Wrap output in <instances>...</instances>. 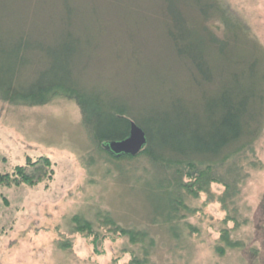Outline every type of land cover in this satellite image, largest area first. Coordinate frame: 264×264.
Returning a JSON list of instances; mask_svg holds the SVG:
<instances>
[{"label":"rangeland","instance_id":"rangeland-1","mask_svg":"<svg viewBox=\"0 0 264 264\" xmlns=\"http://www.w3.org/2000/svg\"><path fill=\"white\" fill-rule=\"evenodd\" d=\"M70 1L78 8L73 31L84 44L75 76L88 89L128 106L142 126H151L143 123L147 120L166 118L182 94L189 100V110L199 112L220 87L234 84L238 62L233 69L216 72L213 83L196 85L194 70L177 55L167 35L164 0ZM226 1L248 22L250 35L264 44V0ZM65 11L64 0H0V42L32 33L52 44L64 29ZM188 13L194 24H206L199 13ZM239 44L235 45L242 51L239 55L261 58L252 39L243 36ZM31 56L34 64L24 70V80H31L48 64L44 55ZM216 56L212 58L220 62ZM243 80L247 82L248 75ZM247 154L238 164L249 176L235 205L250 219L232 233L245 246L222 254L216 249L221 231L233 228V223H224L225 208L220 202L210 203L206 193L193 198L181 190L183 201L197 212H185V219L170 224L151 221V216L164 217L170 211L167 189L176 186L175 168L154 164L145 155L110 157L91 141L79 106L67 98L37 107H14L0 99V171L11 172L16 164L29 157L36 161L40 155L50 156L55 165L54 175L38 183L0 184V264H127L144 257L143 244L128 238L105 242V248L100 244L101 252L107 250L103 256L92 253L91 238L80 237L74 218L83 217L97 226L101 212H110L123 225L149 231L155 243L146 264H264V226L257 223L264 198V133ZM29 166L30 173L40 167ZM215 172L217 177L225 170L218 167ZM186 173L187 169L184 181L189 180ZM212 189L217 195L224 192L222 184L215 183ZM172 225L175 231L170 230ZM252 247L259 250L253 262ZM124 251L126 260L111 261L112 254L121 256Z\"/></svg>","mask_w":264,"mask_h":264},{"label":"trees","instance_id":"trees-1","mask_svg":"<svg viewBox=\"0 0 264 264\" xmlns=\"http://www.w3.org/2000/svg\"><path fill=\"white\" fill-rule=\"evenodd\" d=\"M64 2V29L58 41L46 44L44 39H36L31 33L21 35L18 40L8 42L3 39L0 42V99L14 107L44 106L57 97L74 101L81 110V123L91 141L110 157L134 159L145 155L154 164L175 168L176 186L172 191L167 189V209L170 211L167 215H161L164 217L151 216V221L170 224L185 219L187 213L197 212L183 201L181 190L193 198L206 193L210 203L220 202L225 208L227 217L224 223H233V228L222 229L220 244L216 249L222 254L228 248L241 249L245 246L244 240L234 239L232 233L249 223L250 218L241 213L235 202L243 193L242 186L249 175L244 173V168L238 163L241 157L248 158V150L264 133V72L260 73L264 44L255 35H250L248 22L226 0H164L168 20L167 35L177 55L194 70L196 85L213 83L216 72L224 68L233 69L237 62L240 73L233 74L234 84L220 85L222 87L215 96L208 99L203 111L189 110V100L182 94L175 101L173 111L164 115L166 118L151 122L147 120V123L142 121L147 125L152 123L150 127H144L133 119L128 106L92 88L88 89L75 76V65L84 52V44L73 31L78 8L70 0ZM188 11L199 13L202 23L206 24H194ZM211 22L216 23L218 28H214ZM243 36L256 43V51L261 58H249V54L247 57L246 54L239 55L242 51L235 49V45L240 43ZM32 53L44 55L48 64L37 71L31 80H24V70L34 64ZM213 53L219 56L220 62L212 58L215 56ZM247 75L248 80L244 82ZM170 116L174 119H170ZM132 121L146 132V146L136 156L113 154L106 146L110 142L126 139L130 135ZM252 153L255 155V152ZM29 165L40 167L30 173ZM218 167H223L225 172L216 177ZM54 168V162L48 155H40L36 161L29 157L26 163L16 164L11 172L0 171V184L38 183L42 179L51 178ZM185 169L188 181L183 180ZM215 183L224 187L221 195L213 192L212 185ZM166 185L167 182L164 188ZM258 218L257 223H263L264 226V198ZM74 222L82 239L91 238L92 253L95 256H103L107 252L106 249L103 252L99 250L100 244L105 248V242L128 238L134 244L141 242L145 254L142 258L134 257L126 263H147L155 243L148 230L123 225L110 212L99 214L97 226L80 216H76ZM175 229L173 225L170 226L171 231ZM2 236L0 232V239ZM123 253L121 256L112 254L111 261L121 263L127 254L126 251ZM249 255L253 262L259 250L252 247ZM88 256L93 257L91 252Z\"/></svg>","mask_w":264,"mask_h":264},{"label":"water","instance_id":"water-1","mask_svg":"<svg viewBox=\"0 0 264 264\" xmlns=\"http://www.w3.org/2000/svg\"><path fill=\"white\" fill-rule=\"evenodd\" d=\"M147 144L146 132L136 122H131L130 135L120 141L110 142L106 148L115 155H138Z\"/></svg>","mask_w":264,"mask_h":264}]
</instances>
